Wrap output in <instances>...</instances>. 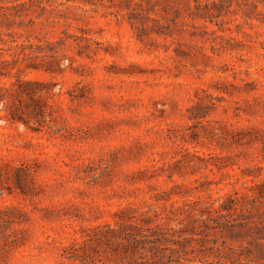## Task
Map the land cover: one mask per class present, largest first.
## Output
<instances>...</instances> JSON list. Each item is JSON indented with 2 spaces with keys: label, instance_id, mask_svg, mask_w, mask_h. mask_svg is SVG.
<instances>
[{
  "label": "rangeland",
  "instance_id": "1",
  "mask_svg": "<svg viewBox=\"0 0 264 264\" xmlns=\"http://www.w3.org/2000/svg\"><path fill=\"white\" fill-rule=\"evenodd\" d=\"M0 37V208L19 219L9 242L0 232V264L142 261L147 245L107 232L125 207L222 197L243 180L259 183L249 214L220 227L178 212L149 259L264 264V0H0ZM162 163L171 176L153 172ZM82 238L84 257L63 258Z\"/></svg>",
  "mask_w": 264,
  "mask_h": 264
},
{
  "label": "trees",
  "instance_id": "2",
  "mask_svg": "<svg viewBox=\"0 0 264 264\" xmlns=\"http://www.w3.org/2000/svg\"><path fill=\"white\" fill-rule=\"evenodd\" d=\"M0 41L4 42V39L0 37ZM24 46L25 45L23 43L19 45V47L21 48L20 51L16 53L15 59H17L21 53L26 54L23 51ZM1 50H3L2 47H0V51ZM5 62H7V60L0 59V64H3ZM207 96L211 97V99L214 97L209 93L207 94ZM198 107H202L201 101H197L195 104L187 108L188 111L187 118L191 122H193L194 119L199 116L196 113ZM206 132L209 136L208 137L209 139L216 141H219L218 137H220L222 133V131H220V129L214 126L211 122H207ZM228 134H231V132L228 131ZM203 162L205 163V165L211 164L215 166L217 169H220L222 167V165L216 163V161L203 159ZM152 166L155 167V168L152 167L153 172H156L158 169L168 170L169 172L168 176H171L173 172L172 171L173 164L171 163H162L159 166L158 165L157 166L152 165ZM149 177H151V175ZM251 181L253 182V185L248 186L246 184V181L243 180L242 190H237L233 188L232 193L225 194L222 197L212 198L210 195H208L207 200H195V201H191V203L183 201L181 206H175L173 203H171L168 208L165 207L164 204H162L163 205L162 208L160 207L154 208L151 206L152 203L149 202H146L144 203V205L139 207L127 206L121 211V214L118 215V219L115 220V224H118L119 227L121 228L119 230H114V228L110 224H107V232L112 234L115 238H117L118 241H116V244L122 243L121 245L125 250L126 248H129V250L134 249L135 251L138 247L145 248V246L147 245L148 246L147 249L151 253L150 256L152 257L154 254L153 250L159 249L158 247L159 245H167L168 243L173 242L172 239L170 237H167L163 232L162 223L174 219V216L178 212L186 211L187 213H194L197 214L198 218L204 216L208 220L214 223L213 226L229 227L235 225V223L231 224V221H236L238 220V217L249 214L251 212V208L253 204L252 200L253 199L255 200L257 197L254 195L253 192L249 190L251 189V187L254 186L258 187L259 183L257 184L255 181L253 180ZM207 186L208 185L206 183V188ZM200 188H201L200 190H205V187H200ZM174 192L175 191L173 190L164 191L159 195H154V198L158 202L159 198H169V194ZM187 204H188V209L187 210L183 209V207H185ZM10 212L11 211L9 209L0 208V232L2 234V241L5 243L10 241V237H7L8 234L7 232H5L6 228L4 227L5 226L8 227L12 223L19 222V219H17ZM237 223H239V225L242 224V222H237ZM131 226L136 227L137 229L135 228L132 231L124 230L125 227H131ZM190 228H193V225ZM142 229L146 230V232H143ZM86 236L87 237L95 236V238L96 237L99 238L100 235L94 230L93 233L86 234ZM122 240H125L126 242L123 243ZM83 241H84L83 238L81 241L75 240V243H73L69 249L64 250L65 253L63 255V258L82 259V257H84L83 256L84 252L82 250ZM142 257H143L142 261L133 259V263H129V264H151L152 259H149L151 257L149 256L147 257L146 254L142 255ZM56 264H68V262H65L64 259H61L59 262H56ZM179 264H184V263L180 262Z\"/></svg>",
  "mask_w": 264,
  "mask_h": 264
}]
</instances>
